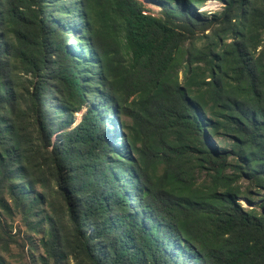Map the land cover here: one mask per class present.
<instances>
[{
	"label": "trees",
	"instance_id": "trees-1",
	"mask_svg": "<svg viewBox=\"0 0 264 264\" xmlns=\"http://www.w3.org/2000/svg\"><path fill=\"white\" fill-rule=\"evenodd\" d=\"M206 1L0 0V264H264V0Z\"/></svg>",
	"mask_w": 264,
	"mask_h": 264
},
{
	"label": "rangeland",
	"instance_id": "rangeland-1",
	"mask_svg": "<svg viewBox=\"0 0 264 264\" xmlns=\"http://www.w3.org/2000/svg\"><path fill=\"white\" fill-rule=\"evenodd\" d=\"M221 6H222L221 2H219L217 0H208L202 5L201 9L203 11H206V12H212V11L220 10ZM154 9L157 10L156 7H154ZM80 113L81 112L75 113V118L77 120L81 116ZM160 170H161V168H160ZM200 177H202V175ZM241 202L244 204V206L246 205L244 203V201H241ZM12 217L14 219L13 225L16 226V224H18L21 226L22 229H24V227L21 225V222L19 221V216L13 215ZM27 235H29V238H30L32 245H33L32 248L29 250L27 261L19 257L18 250H17L16 246L12 245L9 253L5 254L6 260H8L10 263H12V264H39V263H37V261H38L37 259L40 255L43 254L42 248L39 244V239H40V237H42V234H41V232H39V233H30V234L28 233ZM29 261H31V262H29Z\"/></svg>",
	"mask_w": 264,
	"mask_h": 264
}]
</instances>
